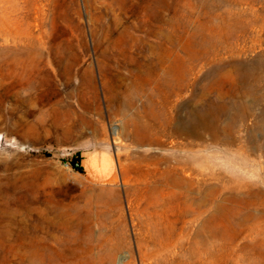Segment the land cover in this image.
<instances>
[{
	"label": "rangeland",
	"instance_id": "1",
	"mask_svg": "<svg viewBox=\"0 0 264 264\" xmlns=\"http://www.w3.org/2000/svg\"><path fill=\"white\" fill-rule=\"evenodd\" d=\"M0 264H264V0H0Z\"/></svg>",
	"mask_w": 264,
	"mask_h": 264
},
{
	"label": "crops",
	"instance_id": "2",
	"mask_svg": "<svg viewBox=\"0 0 264 264\" xmlns=\"http://www.w3.org/2000/svg\"><path fill=\"white\" fill-rule=\"evenodd\" d=\"M92 164L94 165L97 164L95 165V167L100 170L98 171L94 170L93 168L95 167ZM103 168L105 169L103 170ZM82 171L85 172L87 178L90 179L91 181L94 182L109 181L115 175V171H116L115 158L107 150H92L88 152L82 160Z\"/></svg>",
	"mask_w": 264,
	"mask_h": 264
},
{
	"label": "built area",
	"instance_id": "3",
	"mask_svg": "<svg viewBox=\"0 0 264 264\" xmlns=\"http://www.w3.org/2000/svg\"><path fill=\"white\" fill-rule=\"evenodd\" d=\"M73 158H77V156L76 157H73ZM66 167L69 168V169L76 170L77 168H80L81 167L80 160L79 161H74L72 163V159H71L69 162L66 163Z\"/></svg>",
	"mask_w": 264,
	"mask_h": 264
},
{
	"label": "trees",
	"instance_id": "4",
	"mask_svg": "<svg viewBox=\"0 0 264 264\" xmlns=\"http://www.w3.org/2000/svg\"><path fill=\"white\" fill-rule=\"evenodd\" d=\"M74 161H79V157L77 156V158H72V163ZM76 171L82 172V168L81 167L80 168H77Z\"/></svg>",
	"mask_w": 264,
	"mask_h": 264
},
{
	"label": "bare ground",
	"instance_id": "5",
	"mask_svg": "<svg viewBox=\"0 0 264 264\" xmlns=\"http://www.w3.org/2000/svg\"><path fill=\"white\" fill-rule=\"evenodd\" d=\"M92 165L95 167V165H97V164H95V165H94V164H92ZM93 169H94V170H97V171H98V170H100V169H97L96 167H95V168H93ZM104 169H105V168H103V170H104ZM94 172H95V171H94ZM103 172H104V171H103ZM95 173H96V172H95ZM98 175H99V174H98ZM104 175H105V174H104ZM107 175H108V174H107Z\"/></svg>",
	"mask_w": 264,
	"mask_h": 264
}]
</instances>
